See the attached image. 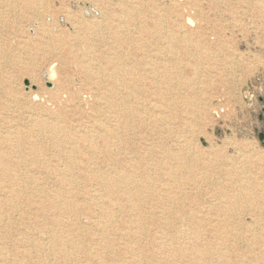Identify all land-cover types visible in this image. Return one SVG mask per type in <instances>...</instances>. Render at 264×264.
Segmentation results:
<instances>
[{"label":"bare ground","instance_id":"obj_1","mask_svg":"<svg viewBox=\"0 0 264 264\" xmlns=\"http://www.w3.org/2000/svg\"><path fill=\"white\" fill-rule=\"evenodd\" d=\"M15 1L0 0V29L6 26L10 34L4 11ZM24 4L35 20L40 19L38 10L48 5L47 0H42L43 8L30 0ZM119 19L101 49L95 45L105 33L101 23L75 26L73 44L41 29L40 40L50 43L43 50L58 61L60 51H67L85 85L76 91L87 95L91 116L71 129L46 114L22 116V110H29L27 99L2 75L5 66L16 67V62L0 36V110L10 108L14 114L13 125L0 133V264H264L262 225L246 223L238 213L248 198L253 208L264 210L262 194L248 184L232 183L231 173L226 174L230 183L213 184L210 192L215 194L211 219L201 214L203 197L191 194V188L229 169L218 164L229 160H218L215 146L207 143L203 151L194 145L191 150V142L209 141L193 130L194 112L208 116L210 111L191 110V69L213 59L211 45L193 43L185 21L174 20L169 27L160 15L151 25L131 23L128 30L123 17ZM20 45L19 52L31 58L28 41ZM184 64L187 76L180 71ZM15 72L38 86L37 71L28 65ZM55 76L52 69L48 79L55 80L59 93L47 97L48 102L61 96L67 103L60 109L70 105L80 112L69 104L79 94L65 78ZM37 99L33 95L32 100ZM123 156L131 158L121 160ZM79 180L93 186L82 198L73 191ZM2 206L19 222L1 213ZM87 208H94L93 216L86 215ZM84 215L102 235L94 246L88 247L81 237ZM10 237L12 244L5 240ZM245 241V252L235 255ZM258 243L261 258L247 255Z\"/></svg>","mask_w":264,"mask_h":264},{"label":"rangeland","instance_id":"obj_2","mask_svg":"<svg viewBox=\"0 0 264 264\" xmlns=\"http://www.w3.org/2000/svg\"><path fill=\"white\" fill-rule=\"evenodd\" d=\"M24 1L16 0L12 9L7 8L4 11L12 33H9L6 26L0 29V36L6 42V49L12 50L16 67L24 69L25 65H28L30 71H37L35 77L38 86L30 85L29 77L17 74L13 65H7L2 70L3 76L11 78V88L19 92L22 98L27 99L29 110H22V116L44 117L46 114L64 125L66 129H71L74 124H81L86 120L85 117L91 116L87 95L77 93L78 90L83 91L85 85L67 51H60L61 60L53 59L54 53H50L48 49L43 50L50 43L40 40L41 29H46L53 36L67 37V43L73 44L74 32L78 30L75 26L82 28L101 23V29L106 35L97 38L95 44L101 49L109 41V30L119 25V16L123 17L128 30L134 25H151L153 18L160 15L169 27L174 20L185 21L184 25L191 30L193 43L198 41L202 45L210 44L212 49L209 51L213 53L211 61L201 60L194 65L197 67L193 69L194 71L191 69V110L194 112L208 108L210 111L208 116H199L194 112L195 116L191 119L194 132L201 131L209 141L201 138L199 144L191 142V150L195 145L206 151L211 144L217 150L218 160L225 158L229 160V163L218 161V164L229 168L227 173L224 172L211 181L201 182L200 185L191 188V194L203 197L201 214H207L211 219L214 215L209 208L215 202L212 197L215 194L210 192H213L217 184L230 183L226 180V174L231 173L232 183L248 184L249 189L257 192L258 196L262 194L264 202V0H47L48 5L44 11L38 10L40 19L36 20L35 15L27 11ZM30 1L37 4V8L42 7V0ZM132 6H137V9L131 8ZM175 12H179L180 18L175 17ZM170 15L173 17L169 18ZM131 23L133 26H128ZM25 39L32 50L31 58L28 59L18 50V45L21 47L20 44L26 43H23ZM15 48L18 51L14 50ZM194 50L191 48L192 52ZM148 51L150 52V49ZM101 53L103 52L97 54L98 58ZM52 69L56 71V78H65L70 89L79 94L75 102L69 104L77 105L81 109L80 112L76 113L70 105L60 109L61 105L67 103L61 96L55 102H48L47 97L59 93L53 86L55 80L48 79ZM180 71L187 76L189 67L184 64ZM33 95H38V99L32 100ZM149 100L154 102L148 98ZM10 110V108L0 110V133L14 123L12 117L14 114ZM130 158L123 156L121 160L129 161ZM29 170L30 167L27 166L25 171ZM34 176L37 180V174ZM92 187L89 186V182L79 180L73 191L82 198L92 190ZM240 204L242 208L238 213L244 216L243 221L258 222L264 229V210L253 208L249 198L247 205L242 201ZM193 205L194 203H191V208ZM84 211L88 212L86 215L93 216L94 208L91 211L89 208ZM2 212L6 213V217L11 221L19 222L7 208L3 210V206ZM86 215L81 218L83 230L81 237L90 247L94 246L102 235L94 223L88 224ZM179 225L186 226L183 223ZM110 238L114 239L115 235H110ZM5 240L8 244L13 243L11 237ZM183 241L184 239H181L180 242ZM244 243L243 246H237L235 255L240 250L245 252L247 241ZM7 249L10 250L11 247L8 245ZM246 253L252 258H261L259 256L263 254L259 243L249 247V252ZM73 258L75 259V256ZM261 262L262 260L259 261Z\"/></svg>","mask_w":264,"mask_h":264},{"label":"water","instance_id":"obj_3","mask_svg":"<svg viewBox=\"0 0 264 264\" xmlns=\"http://www.w3.org/2000/svg\"><path fill=\"white\" fill-rule=\"evenodd\" d=\"M25 85H27V82L25 83Z\"/></svg>","mask_w":264,"mask_h":264}]
</instances>
